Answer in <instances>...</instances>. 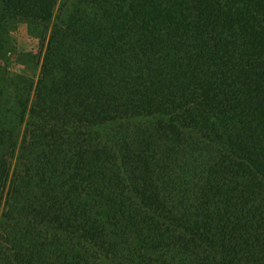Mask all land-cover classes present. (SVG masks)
<instances>
[{
    "label": "trees",
    "instance_id": "16d2710c",
    "mask_svg": "<svg viewBox=\"0 0 264 264\" xmlns=\"http://www.w3.org/2000/svg\"><path fill=\"white\" fill-rule=\"evenodd\" d=\"M0 264H264V0H0Z\"/></svg>",
    "mask_w": 264,
    "mask_h": 264
},
{
    "label": "rangeland",
    "instance_id": "374dc122",
    "mask_svg": "<svg viewBox=\"0 0 264 264\" xmlns=\"http://www.w3.org/2000/svg\"><path fill=\"white\" fill-rule=\"evenodd\" d=\"M11 41L19 51L37 52L40 48L37 38L30 37L27 33L26 25L20 23L17 29L10 34ZM10 70L12 72H24L27 75L36 77L39 72L40 63L37 67H25L16 60L15 55H11Z\"/></svg>",
    "mask_w": 264,
    "mask_h": 264
}]
</instances>
